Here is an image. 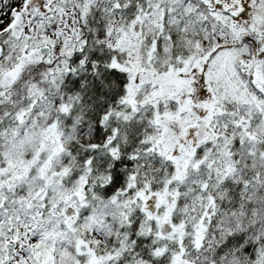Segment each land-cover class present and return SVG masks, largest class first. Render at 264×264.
I'll list each match as a JSON object with an SVG mask.
<instances>
[{
  "label": "snow or ice",
  "instance_id": "obj_1",
  "mask_svg": "<svg viewBox=\"0 0 264 264\" xmlns=\"http://www.w3.org/2000/svg\"><path fill=\"white\" fill-rule=\"evenodd\" d=\"M0 264H264V0H0Z\"/></svg>",
  "mask_w": 264,
  "mask_h": 264
}]
</instances>
